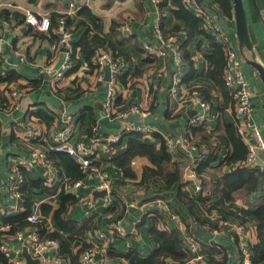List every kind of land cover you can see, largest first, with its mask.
Listing matches in <instances>:
<instances>
[{
  "label": "crops",
  "instance_id": "0c3cea01",
  "mask_svg": "<svg viewBox=\"0 0 264 264\" xmlns=\"http://www.w3.org/2000/svg\"><path fill=\"white\" fill-rule=\"evenodd\" d=\"M68 2L69 0H0V74L7 76L10 73L18 76L10 83H0V91L5 99L2 100L0 96L2 215L14 216L24 211L23 203L22 207L17 208L16 200L8 192L7 175L12 162L17 157H30L33 148L43 149L55 131L62 129L67 114L73 113L75 117L73 139L86 140L94 134H116L127 121L149 124L153 127L152 134H142L140 141L153 144L156 155L161 156V140H175L184 135L189 137V120L200 112V107L196 102L186 101L185 97L190 88L198 86L199 94L204 99L208 96L213 103V117L209 118L208 122L215 130L211 132L205 128L204 131L211 134L205 142L203 141V145L198 143L199 145H196L195 149H189L188 153L198 161L197 165L203 159L204 163L208 162L207 168L212 171L213 180H218V177L230 169L227 164L217 166L228 153V146L224 138L220 137L223 131L218 129V122L233 121L231 108H226L222 90L218 89L213 79L206 76L209 67L207 56L213 53L209 38L196 33L186 45V56L183 51L186 33L179 31L172 35V45L180 51L181 57L180 64H176L170 54L150 56L142 49L143 42L158 45L157 34L161 32V23L166 30L183 24V21L175 18L172 13V10L177 8L176 3L168 1L160 8L152 0H90L89 7L80 8L69 16L64 13ZM243 5L252 43V55L264 66V0H243ZM207 7L215 21L220 22L227 31L233 32L234 49L240 55L243 51L250 57V51L239 48L233 11L227 16L212 1ZM24 8L47 13L51 25L52 18H66V26L71 33L69 46L60 44L58 34L54 30L42 36L34 35L30 27L23 22ZM84 9L88 10L89 14L81 11ZM113 22L117 23L114 33L110 29ZM58 27L57 23L54 28ZM84 36L93 40L94 55L107 50L111 54L117 53V57L123 60V82L119 80V84L115 86V103L110 112L103 108L107 92L106 80L95 79L92 66L86 62L84 54L80 51L78 44ZM73 49L79 64L74 70L66 71L54 87L52 80L62 70L67 53L74 55ZM242 69L251 88L253 120L261 126L264 138V84L244 59ZM173 77L178 78L175 93L170 92ZM33 81L37 83L34 84ZM132 104H138L140 113L144 115L132 113L123 118L121 114ZM220 106L223 109H218ZM39 109L48 114L49 120L34 115ZM27 125L38 132H27ZM94 128L96 132L93 133ZM131 136L126 134L120 138L119 153L124 151ZM167 151L172 160L180 164L185 162L180 151ZM212 153L217 157L208 161V154ZM100 156L104 161L103 170L110 180L112 201L110 205L103 206L102 198L92 199L93 190H100V180L97 176L83 178L84 185L74 190L77 204L67 213V218L78 222L83 230L71 242L67 239L70 233L58 229L53 220L59 192L49 194L36 190L32 210L37 209L40 212L42 204L50 205V213L43 218L44 225L49 232H59L70 246L68 255L61 254L58 243L55 247L49 246L43 253L42 264H80L78 251L86 242L96 239L100 232L107 234V239L102 243L107 253L103 252L106 264H135L133 258L137 261H149L147 264H155L156 256L153 254L157 244L151 236V231L156 228L174 232L181 241L184 233L194 234L202 244V258L198 264H206L208 259L217 264H251L250 259H246L238 250L237 242L241 239L236 237L234 241L227 236L211 234L207 222L215 225L224 215L215 209L207 211V204L197 201L198 197L204 198V194L196 195L192 186L187 189L184 185L181 187L182 192L197 201L196 212L202 217V221H207L196 225L187 218L177 202L175 187L166 191L164 181L159 176L149 171L144 172V167L157 168L158 164H152L146 156H135L132 158L135 164H129L124 170L108 161L111 156L106 150H101ZM54 164L59 174L58 189L55 190L58 191L67 187V176L60 164ZM43 173L38 166L27 172L32 180L41 179ZM261 192L256 191L254 197H258ZM156 198L168 199L173 204L180 215V226L155 210ZM249 202H252L251 199ZM248 206L250 205L237 199L232 209L237 212L239 208ZM139 217L141 221L136 223ZM116 221L122 225V237L113 236L110 232ZM245 226L244 236L248 244L252 245L258 240L256 227L251 222H247ZM7 229L8 227L3 230ZM6 243L13 250L10 257L23 264L21 253L25 243L13 236L7 237Z\"/></svg>",
  "mask_w": 264,
  "mask_h": 264
},
{
  "label": "built area",
  "instance_id": "2783aa9c",
  "mask_svg": "<svg viewBox=\"0 0 264 264\" xmlns=\"http://www.w3.org/2000/svg\"><path fill=\"white\" fill-rule=\"evenodd\" d=\"M152 1L156 6H159L162 0ZM180 1L188 10L202 20L205 31L212 35L221 45L225 56L223 80L233 102V107L230 109L232 120L235 122L237 131L247 146L246 158L239 164V167H244L246 170L255 173L261 181V186L264 188V138L262 136L261 126L256 124L253 120L254 111L250 102L251 88L242 69L243 59L236 49H234L232 44L233 32L227 31V29L221 26L220 22L213 19V16L207 7L208 3L211 5L210 0ZM89 3L90 0H69L67 10L64 11V13L70 16L82 7H89ZM22 15L23 22L30 27L32 32L48 34L50 31L54 30L55 33L58 34L60 44L69 46L71 33L66 26V18L60 17L57 21L59 27L51 29V21L47 13L24 8ZM156 27L158 29V25ZM157 38L159 40L157 46L151 45L150 42H143L142 49L150 56H167L170 54L173 57L174 62L180 64V51L172 45L174 36H164L160 32L157 34ZM93 61L95 66L93 75L97 81H105V68L108 67L110 70V80L105 81L107 92L103 102V108H105V111L110 112L114 105L115 86L119 84V77L124 72L123 60L115 58L113 54L107 50H102L94 55ZM71 68L70 54L67 53L65 62L62 65V70L58 72L52 80V85L56 87L63 74ZM177 86L178 78L173 77L170 92L175 93ZM185 100L196 102L200 107V112L190 118L188 127L191 128L203 125L207 130H212L213 128L208 122L209 118L213 117L212 105L199 94L197 89H193L190 92L188 91ZM140 110L138 104H132L127 111L121 114V116L126 118L129 114L140 113ZM140 114L144 115L142 113ZM63 122L62 129L55 131L51 140L45 144L43 149L33 148L30 157H17L12 162L7 175L9 195L15 200L21 197L20 188L24 181L21 169L30 171L35 166H38L43 170L44 173L42 179L48 190L59 192V190L55 191L58 189L57 183L59 180V174L54 162L49 160L48 152L63 151L70 154L76 161H78L84 174V179L92 178L94 176L99 178V188L106 189L107 191L102 198V204L103 206L110 205L112 201L110 194V180L105 171L96 164V160L101 158L100 151L104 149L107 152H111V154H115L118 151V147H115L114 144L121 136L130 132L151 135L153 127L149 124L127 121L118 129L116 134H94L91 138L83 140L72 138L76 127L73 113L67 114ZM25 129H27V132H38V130H32L28 125L25 126ZM94 132H96L95 128L93 129V133ZM165 147L173 153L180 151L184 155L185 162L181 164L184 188L187 189L192 186L195 193L201 192L203 190L201 174L196 170L198 161L194 160V157L188 153L189 149L196 148V144L193 143L187 135H184L175 140L166 139ZM256 158H259L260 161H257ZM129 164L134 165L135 160H131ZM83 185V179H78L71 185H68L67 189H77ZM154 204L161 214L180 226V215L173 209L172 204L168 199L156 198ZM27 220L31 223L41 222L40 212L37 209L32 210L27 216ZM140 221L141 218L139 217L136 223ZM246 223H240V221L230 219L229 217H221L215 222L214 226L209 228V230L213 235L218 234L227 236L234 241H236V237L241 239L237 242L238 250L247 259L249 258L250 244H248V241L244 236ZM7 227V225H2L0 226V230ZM110 232L116 237L124 236V231L119 221H116V223L110 228ZM13 237L22 240L25 243L24 245L27 247L31 255L40 259L39 264L44 262L43 253L49 248V246H57L56 240L41 239L36 229H30L27 232H17ZM106 239L107 234L100 232L96 239H92V241L88 242L89 244L82 249L79 255L80 264H106V256L103 254V252L106 253V251L102 246L103 241ZM182 241V251L186 255L183 264H198L199 260L202 258V244L199 242L198 238L194 234L184 233ZM0 251L4 256L10 259L11 264H19L17 259L10 257L13 250L7 246L6 238L0 240Z\"/></svg>",
  "mask_w": 264,
  "mask_h": 264
},
{
  "label": "trees",
  "instance_id": "16d2710c",
  "mask_svg": "<svg viewBox=\"0 0 264 264\" xmlns=\"http://www.w3.org/2000/svg\"><path fill=\"white\" fill-rule=\"evenodd\" d=\"M168 1L177 4V8L173 9L172 13L175 18L182 20L183 24L176 25L174 28L166 30L163 26L164 24L161 23V32L165 34L174 35L179 31H184L187 36L186 43L183 46V51L186 56H188L186 45L190 42V40L196 33H201L209 38L211 47L213 48V53L207 56L209 67L206 72V76L213 79L214 83L218 86V89L222 90L225 96L226 108H232L233 102L223 80L225 56L221 45L215 40L212 35L205 31V29L203 28L202 20L196 15H194L190 10H188L187 7H185L180 0H162L159 4V7L161 8ZM211 1L212 3H215L217 5V7L221 10L223 14H226L227 16L231 15L232 5L230 0ZM81 11L83 13L89 14L88 10L84 9ZM57 21L58 17L56 19L52 18L51 29H56L54 27L58 23ZM115 23L116 22H113L110 27L112 33H114L115 25H117V23ZM33 34L36 36H42V34H38L35 32H33ZM78 45L80 46V51L84 54L86 62L90 63V65L92 66L91 68H93L94 70V51L92 50L93 40L88 39L84 36L80 40ZM73 52L74 55H71L70 53V62L72 64V68L69 71H72L77 68L79 64V60L75 58L74 49ZM112 54L115 58H119L117 57V53L113 52ZM17 77V75L10 73L7 76H2L0 74V83H10L13 80H16ZM119 78L120 81L123 82V77L120 76ZM33 83L36 84L37 82L33 81ZM199 88V86L192 87L189 89V92L193 89H197L198 91H200ZM0 96H2V100H5L3 97L4 95L1 91ZM209 99L210 98L207 96L206 101H208L213 107V103L210 102ZM218 109L221 110L223 108L222 106H220V108ZM34 115L41 119L49 120L48 114L41 109L34 112ZM205 128L206 127L203 125L190 128L189 138L196 145H203L208 136L211 134L204 131ZM220 128L223 131V133L220 134V137L224 138L226 145L228 146V153L224 156V158L220 161L217 166L227 164L230 169L227 172L223 173L220 177H218V180H213V173L207 168L209 167L208 162L204 163L203 159L199 165H196L197 172L201 174L203 190L195 194L198 196L199 194H204V198L198 197L197 201H204V203L207 204V211L215 209L217 212L223 214V217H229L230 219L238 220L240 221V223L243 224L246 222L253 223L256 227L258 240L256 243L249 246V259L251 264H264V188L261 186V181L255 173L246 170V168L244 167H239V164L242 163L246 158L247 146L239 135L235 122H225L224 120H219L218 129ZM214 130L215 129L213 128L210 131L212 132ZM128 134L132 136L128 138L127 146L124 151L119 153V151L121 150L120 138L125 136L126 134L121 136L119 140L114 144L115 147H118V151L115 154H111V152L108 151V155L111 156L108 161L112 165L123 168L125 170L126 167L129 166L130 161L133 160V157L146 156L152 164H158L159 166L157 168H150L146 166L144 167V172L149 171L150 173L159 176L164 181V189L166 191L175 187L176 200L185 212L186 216H188L187 218H189L192 223H195L196 225H199V223H206L207 221H202V217L200 218V215L196 212L197 201L189 197L186 193L182 192V166L178 161L172 160L170 153L165 147V141L161 140L160 149L162 153L161 156H157L153 144L140 141V137L142 135L141 133L130 132ZM48 157L52 162L60 164L64 169V172L67 176V186L71 185L74 181L78 179L84 178V174L80 168L78 161H76L70 154L63 151H49ZM216 157L217 155H214L213 153L208 154L207 160L210 161L216 159ZM96 164L103 169L104 161L101 158L96 160ZM21 172L24 176V181L20 188L21 197L23 199L24 211L14 216H3L0 212V223L2 225L8 226L7 230H0V240L2 238L13 236L17 232H27L30 229H36L41 239L56 240L61 254H70V246L67 244L65 239L59 234V232H49L44 225L43 218L44 216H47L50 213V205L42 204L40 208V215L42 220L41 222L31 223L27 220V216L32 211V206L34 203L33 198L36 193V190L38 189V191L47 192L49 194L53 192L48 190V188L44 185V181L42 178L38 180H32L27 174L28 171L21 169ZM258 190L262 192L260 195H258V197L255 196V198L254 194ZM57 199L58 205L56 210L53 211V220L58 229L66 233H70V235L67 236V239L69 242H71L83 230L79 226L78 222L67 218V213L69 209L77 204L78 199L72 191L67 189V187H63L61 190H59ZM237 199H241L243 202L247 203L250 206H248L247 208H239L237 212H235L232 208ZM250 199L252 202H249ZM253 199L255 200V202H253ZM172 207L175 211H177L174 208L173 204ZM155 210L158 211L156 207ZM158 213L160 212L158 211ZM206 225L212 227L214 224H210V222H207ZM151 236L157 244L155 252L153 254L157 257L155 264H183L185 262L186 255L182 251L183 241H181L174 232L160 230L156 228L155 230L151 231ZM88 244L89 243L86 242L78 251V259L82 249ZM133 259V262L135 264L149 263V261H137L136 258ZM0 264H11L9 259L4 256L1 251ZM206 264L217 263L212 262L208 259V262Z\"/></svg>",
  "mask_w": 264,
  "mask_h": 264
},
{
  "label": "water",
  "instance_id": "95a60500",
  "mask_svg": "<svg viewBox=\"0 0 264 264\" xmlns=\"http://www.w3.org/2000/svg\"><path fill=\"white\" fill-rule=\"evenodd\" d=\"M232 5L233 17L235 22V34L237 37L238 45L241 50L244 48L251 52V56L248 57L243 51H241L242 58L245 60L246 64H248L251 68H253L261 81L264 84V66L256 60L252 55V43L249 37L248 25L246 14L244 10L243 0H230ZM104 80H110V70L108 67L105 68V78ZM257 161H260L259 158H256ZM74 188H72V192L74 193ZM107 193L106 189L93 190L92 199H96L98 197L103 198ZM23 199L21 197L16 199V207H22ZM22 257L24 258L23 264H39L40 259L33 257L31 253L28 251L27 247L24 246L22 249Z\"/></svg>",
  "mask_w": 264,
  "mask_h": 264
},
{
  "label": "rangeland",
  "instance_id": "374dc122",
  "mask_svg": "<svg viewBox=\"0 0 264 264\" xmlns=\"http://www.w3.org/2000/svg\"><path fill=\"white\" fill-rule=\"evenodd\" d=\"M155 259L157 260V257H155Z\"/></svg>",
  "mask_w": 264,
  "mask_h": 264
}]
</instances>
